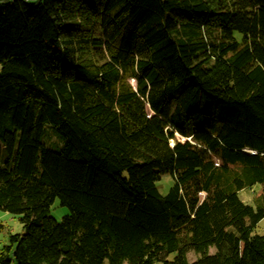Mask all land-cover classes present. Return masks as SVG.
Returning <instances> with one entry per match:
<instances>
[{
  "label": "trees",
  "instance_id": "obj_1",
  "mask_svg": "<svg viewBox=\"0 0 264 264\" xmlns=\"http://www.w3.org/2000/svg\"><path fill=\"white\" fill-rule=\"evenodd\" d=\"M0 209V264H264V0H0Z\"/></svg>",
  "mask_w": 264,
  "mask_h": 264
},
{
  "label": "rangeland",
  "instance_id": "obj_2",
  "mask_svg": "<svg viewBox=\"0 0 264 264\" xmlns=\"http://www.w3.org/2000/svg\"><path fill=\"white\" fill-rule=\"evenodd\" d=\"M131 82L135 84V81L132 79ZM180 140L185 141V137L177 134L176 135ZM219 160L217 159V162ZM158 189L161 194L166 195L170 189L174 186V179L171 174H165L161 177V180L157 183ZM262 185L257 183L251 188L242 190L239 193L240 198L247 204L255 206L254 200L262 193ZM203 197V195H202ZM51 215L57 220H62L64 216L70 213L69 208L63 206L59 199H56L50 207ZM23 226L20 222L19 216L12 214L10 212L0 209V249L6 243H8L10 233H22ZM255 232L262 234L264 232V219L258 224ZM215 251L214 247H211V253ZM174 254L169 256V259H172ZM189 260L196 259L197 255L194 252L188 254ZM14 264V261L11 263ZM154 264H163L162 261H156Z\"/></svg>",
  "mask_w": 264,
  "mask_h": 264
},
{
  "label": "bare ground",
  "instance_id": "obj_3",
  "mask_svg": "<svg viewBox=\"0 0 264 264\" xmlns=\"http://www.w3.org/2000/svg\"><path fill=\"white\" fill-rule=\"evenodd\" d=\"M149 113L152 115L153 114L152 110L149 109Z\"/></svg>",
  "mask_w": 264,
  "mask_h": 264
},
{
  "label": "water",
  "instance_id": "obj_4",
  "mask_svg": "<svg viewBox=\"0 0 264 264\" xmlns=\"http://www.w3.org/2000/svg\"><path fill=\"white\" fill-rule=\"evenodd\" d=\"M185 141H186V139H185ZM252 153H255V152H252Z\"/></svg>",
  "mask_w": 264,
  "mask_h": 264
}]
</instances>
